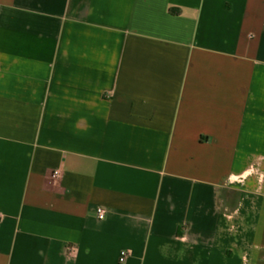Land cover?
I'll use <instances>...</instances> for the list:
<instances>
[{
	"label": "crops",
	"instance_id": "obj_1",
	"mask_svg": "<svg viewBox=\"0 0 264 264\" xmlns=\"http://www.w3.org/2000/svg\"><path fill=\"white\" fill-rule=\"evenodd\" d=\"M0 264H264V0H0Z\"/></svg>",
	"mask_w": 264,
	"mask_h": 264
},
{
	"label": "built area",
	"instance_id": "obj_2",
	"mask_svg": "<svg viewBox=\"0 0 264 264\" xmlns=\"http://www.w3.org/2000/svg\"><path fill=\"white\" fill-rule=\"evenodd\" d=\"M60 174H61L60 171L57 170V171H55L53 173V177L57 179V178L60 177ZM104 215H105V211L101 210L100 213H99V218L103 219ZM75 251H76L75 248H71L69 252L71 254H74ZM129 257H130V252L129 251H121L120 257H119V262L120 263H125L128 260Z\"/></svg>",
	"mask_w": 264,
	"mask_h": 264
}]
</instances>
